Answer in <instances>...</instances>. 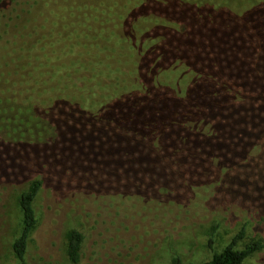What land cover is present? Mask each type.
<instances>
[{"label":"trees","instance_id":"trees-1","mask_svg":"<svg viewBox=\"0 0 264 264\" xmlns=\"http://www.w3.org/2000/svg\"><path fill=\"white\" fill-rule=\"evenodd\" d=\"M0 79L11 95L1 104L16 100L2 111L18 110L34 139L43 138L48 119H60L62 130L75 125L76 132L58 142L64 157L51 160H66L63 142L67 153L72 145L78 152L80 144L90 148L85 137L93 136L97 148L95 126L119 130L135 115L146 146L132 157L136 173L117 167L113 178H151L146 171L157 159L164 167L157 166L155 177L163 182L192 178L195 167L194 176L207 178L226 159L224 178H246L248 169L263 174L264 0H0ZM225 106L244 133L243 145L221 147L231 130ZM119 135L115 146L123 148L125 135ZM190 138L206 144L203 152L190 146ZM242 157L253 166L244 168ZM43 178L34 177L18 199L23 220L13 251L21 261L38 224ZM259 179L253 178L255 184ZM257 184L249 201L260 185L264 191V180ZM245 234L243 227L208 260L174 264H245L264 249V237L235 247ZM66 239V253L76 263L87 233L73 227Z\"/></svg>","mask_w":264,"mask_h":264},{"label":"rangeland","instance_id":"rangeland-1","mask_svg":"<svg viewBox=\"0 0 264 264\" xmlns=\"http://www.w3.org/2000/svg\"><path fill=\"white\" fill-rule=\"evenodd\" d=\"M8 88L0 79V98L11 96ZM4 100L0 102V264H174L177 259L195 263L223 250L243 227L246 234L235 246L239 249L252 239L264 237V206L254 204V196L256 203H264L262 185L256 195L252 192L253 201H249L252 186L257 188L260 179L264 180V171L250 174L248 169L246 178H224L226 159L224 166L207 178L194 176L198 174L195 167V172L190 171L192 178L174 177L163 182L155 177L157 166L164 167L163 159H157L146 171L151 178L121 181L112 177L117 167L136 173L132 157L141 154L146 146L145 138L137 131L135 115L132 125H122L124 128L119 130L116 125L95 126V149L93 136L85 137L91 142L88 150V145L80 144L77 152L72 145L67 153L63 142L60 148L66 160L52 162L55 156L58 160L64 157L62 151H57L58 142L64 141L67 133L74 134L75 125L62 130L60 119L47 118L50 126L45 134L41 132L43 138L34 139L18 110L2 111V105L12 102ZM223 113L231 130H225L221 147L243 145L244 133L230 119L234 112L225 106ZM120 133L125 135L122 139L126 146L116 148ZM188 142L201 152L206 147L193 138ZM32 144L35 145L30 150ZM247 156L256 160L254 155ZM248 157L241 159L244 168L251 164ZM41 176L44 184L35 203L38 224L21 261L13 251L23 220L18 199L34 177ZM92 178L98 181L97 186L92 184ZM253 178L260 179L255 184ZM73 227L87 233L81 259L76 263L66 253V234ZM245 264H264V249L248 257Z\"/></svg>","mask_w":264,"mask_h":264}]
</instances>
